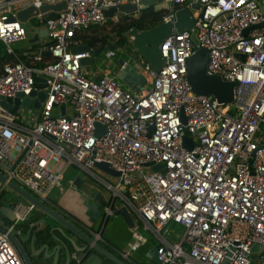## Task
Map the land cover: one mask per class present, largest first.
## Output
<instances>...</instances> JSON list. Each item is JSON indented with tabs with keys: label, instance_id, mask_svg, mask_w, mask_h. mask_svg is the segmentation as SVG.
Masks as SVG:
<instances>
[{
	"label": "built area",
	"instance_id": "obj_1",
	"mask_svg": "<svg viewBox=\"0 0 264 264\" xmlns=\"http://www.w3.org/2000/svg\"><path fill=\"white\" fill-rule=\"evenodd\" d=\"M63 1L66 8L52 15L40 12ZM142 1L0 0V43L10 57L0 61V171L46 204L71 168L84 172L108 191L107 215L120 201L154 235L163 264H264V0H162L155 7L162 21L188 8L195 22L164 39L158 70L135 53L150 84L146 93L108 74L89 75L82 61L90 51H71L86 43V31L132 14L108 18L105 10L140 8ZM30 7L26 21L39 18L48 41L16 50L31 38L18 17ZM202 47L209 50L207 73L236 82L229 107L192 90L188 60ZM37 77L44 88L36 87ZM34 90L47 93L36 113L26 114L24 106L13 113L14 103L2 104ZM35 208L21 203L17 221ZM171 224L184 229L182 236L169 237ZM105 225L91 231L102 241ZM13 228L0 230V264H25L10 238ZM130 254L131 248L122 252Z\"/></svg>",
	"mask_w": 264,
	"mask_h": 264
},
{
	"label": "water",
	"instance_id": "obj_2",
	"mask_svg": "<svg viewBox=\"0 0 264 264\" xmlns=\"http://www.w3.org/2000/svg\"><path fill=\"white\" fill-rule=\"evenodd\" d=\"M162 0H144L142 5L139 8L135 4H120L118 6H113L105 10V14L108 18H113L116 14L120 13H133L141 11L142 9L156 6L161 4ZM66 1L57 3V4H46L41 7L40 12H49L50 15L54 14L55 11L66 8ZM194 8H199V4H193ZM34 8L30 7L19 12L18 17L21 21H26L27 18L33 14ZM38 12V11H37ZM194 17L192 12L188 8H181L176 11V16L174 20L162 21L156 26H153L148 29L139 30L138 28H131L125 33L129 35L132 39L133 46L135 48L134 54L137 53L143 56L152 66V68L158 70L163 63V57L161 54V45L165 38L173 34L174 32H182L189 30L194 26ZM46 29L41 28L39 33H36L29 40L30 43L36 44L40 41L41 38L46 37ZM118 45L116 44H103L98 48L91 50V46L88 44H82L78 46H72V52H83L90 51V57L84 59L82 64L88 66L95 63L96 59L100 56L103 50L106 48L109 50H116ZM45 54H50V52H45ZM239 57L244 58L243 55L238 54ZM125 61L121 62L124 64ZM209 63V50L205 47L198 49V51L188 60V69H187V78L191 84L192 90L198 95H214L220 102L229 103L233 101V92L236 82L224 81L220 76L209 75L207 73V66ZM118 77L126 86V88H135L136 83L140 82L141 84L145 83L146 79L140 69L136 64L128 63L125 65ZM43 79L36 78V87L44 88L45 85L42 83ZM46 91L41 90L37 92L34 90L31 96L24 97L20 94L15 99L9 98L3 100L2 104L6 108H10L14 103V106L11 108L13 113H16L20 106H29L33 107L36 110H39L42 107V103L46 98ZM64 109V108H63ZM64 112V111H63ZM184 116V115H183ZM101 127L100 124H97ZM153 132V127L151 128ZM101 131L98 135L102 134ZM188 137V136H187ZM146 165H152L154 170L161 169L163 172L166 171L164 164H153L148 163ZM96 166L110 173L119 175V172L113 170L109 164L105 162H96ZM0 182L3 184V189L9 187L16 196L13 199L8 200L4 204L0 205V230H7L10 226L14 225L12 232L10 233V238L17 248L20 256L22 257L25 264H107L113 262L115 264H129L126 260L120 258L115 253H113L107 246L101 243V240L96 239L95 235L91 232H86L81 229L76 223L66 218L65 216L58 213L55 209L50 207L48 204L40 201L32 193H30L25 188L21 187L12 180H8L7 176L0 171ZM77 188L80 190V198L84 200L86 206V213L90 216L92 222L97 220H104L105 224L109 218V215L102 210V207L106 206L107 202L103 200V197L97 190H93L92 193L88 194L87 192L82 191V177L79 175L76 178ZM34 204L36 209L43 212L46 216L39 220H36L27 232V235H23L24 222L17 221L15 208L23 202ZM24 205V204H23ZM113 215L122 216L126 223L130 226L134 225V219L126 206L114 207ZM53 222H56L55 226H51V222L48 224L49 219ZM49 226V233L46 235V240H49V234L51 235L52 240L57 241V244L54 246V249L49 252V244H45V252L40 248L36 250V246L39 237L36 236V233H32V230L35 229L39 224L41 227H44L45 224ZM58 231L59 235L56 234ZM77 239L82 240V243H78ZM27 242L30 244V248L27 246ZM71 247H73L74 252L80 255V259L76 260L72 253ZM253 254L252 258H257V251L260 250V245L255 244L252 248ZM147 261L152 262L153 264H163L159 259L158 255V245L155 243L151 246L150 250L145 254Z\"/></svg>",
	"mask_w": 264,
	"mask_h": 264
},
{
	"label": "crops",
	"instance_id": "obj_3",
	"mask_svg": "<svg viewBox=\"0 0 264 264\" xmlns=\"http://www.w3.org/2000/svg\"><path fill=\"white\" fill-rule=\"evenodd\" d=\"M84 36V35H83ZM42 39V38H41ZM40 39V40H41ZM85 40V39H84ZM90 38L86 39V43H89ZM108 40V39H107ZM113 41L115 40H108L105 43L107 44H118V42L114 43ZM104 43H97L95 48H98L99 46L103 45ZM89 45V44H88ZM36 47V46H35ZM111 52H115V50H109ZM116 53V59L112 60L110 58L109 64L105 67H103L102 65H98L97 67H85L84 66V70L86 71V73H88L89 75L95 77V78H99L104 74H108L111 75L113 77H115L121 84L122 81L120 80V78L118 77L119 73L122 70V66H121V62L126 61L124 60L121 56H119ZM110 55V53H109ZM115 56L114 53H111V57ZM114 61V62H113ZM128 62V61H126ZM129 63V62H128ZM124 86V84H122ZM126 87V86H124ZM129 90H134V91H139L141 93H146L149 89H150V84L148 81H145V83L141 84L140 82L136 83L135 88H128ZM72 170H77L75 168H71L67 174H66V178L64 180L63 183V187L61 189H55L53 191V193L50 196V202L47 203L50 207H52L53 209H55L58 213H60L61 215L65 216L66 218L70 219L71 221H73L74 223H76L81 229L85 230L86 232L91 233L90 230H98L99 225L101 223L102 220H97L96 222H94V226L92 227V225L90 224V216L87 215L86 213V206L84 204V200H82L80 198V190L77 188V184L76 186H71L69 184V180L70 179H74L76 181L77 176H81L82 177V191L87 192L88 194L92 193L93 190H97L99 192V194L102 195V197H104L102 189H104L105 191H107L101 184L98 185L97 184H90V182L85 183L84 177L82 176V174L78 173L75 174L73 173L71 175V172H73ZM87 177V176H86ZM95 181V180H94ZM100 186H102L100 188ZM3 189V184L0 182V190L2 191ZM108 193V191H107ZM5 202L3 201V199L1 198V204H4ZM0 204V205H1ZM28 204V203H26ZM123 206L121 203H119V207ZM103 209V207H102ZM27 219L25 221H20V222H24V224L22 225L23 227V235L26 236L27 231L30 228V225H32L36 220H39L41 218H44L46 215L41 212L38 209H33L30 213L27 212ZM112 218V224L111 226L108 227V223L110 221V219ZM46 226V232L49 233V226L47 225V223L45 224ZM51 226H55L54 224L50 225ZM122 231H125L127 234H129V240H127L126 242H124V240L121 239L120 233ZM57 235H59L58 231L56 232ZM103 238L105 239V241L101 240V243H103V245L107 246L111 251L115 252L120 258L128 261V258H126L125 256L122 255V252L128 251L131 248V254H130V258L132 260H134V264H153L152 262H149L146 260L145 258V254L150 250L151 246L153 244H157V240L154 237L153 234H151L150 232L144 230L143 225L141 222H135L134 221V225L130 226L126 223L125 219L122 216H115V215H110L106 225H105V231L103 233ZM97 239V238H96ZM49 240H39L36 246V250L38 251L40 248L43 249V252H45V248H43V246H45V244H49L50 247L48 248L49 252H51L54 249V246L57 244V241L52 240L51 235L49 234ZM78 243H82V240L77 239ZM27 246L30 248V244L29 242L26 243ZM72 253L74 252L73 247H71ZM76 253V252H74ZM73 253V255H74ZM129 258V259H130ZM49 264H51V262H49ZM60 264H63L60 263ZM107 264H109L107 262ZM115 264V263H114Z\"/></svg>",
	"mask_w": 264,
	"mask_h": 264
},
{
	"label": "rangeland",
	"instance_id": "obj_4",
	"mask_svg": "<svg viewBox=\"0 0 264 264\" xmlns=\"http://www.w3.org/2000/svg\"><path fill=\"white\" fill-rule=\"evenodd\" d=\"M154 9L156 6H153ZM140 11H137V12H133L131 14V17L129 18H124L123 20H120L118 22L110 19L104 26H101V27H98V28H95V29H91L89 31H86L84 36L87 37V38H90L92 36H98L99 38H102L103 36H106L107 39L110 41V40H118L120 41L121 40V36L117 33V30L115 29L116 26H119V25H127L129 22H131V20L133 18H136L138 16H140ZM25 27L26 29L28 30V33L29 35L32 37L34 36L37 32H39V29L41 26V24H39V18H34L32 20H29V21H26L25 22ZM130 30V29H129ZM127 30V31H129ZM125 31V32H127ZM123 36L125 37V42L124 43H118V47L117 49L115 50V52H117V54L119 56H121L124 60L128 61L129 63L131 64H136V57H135V54H134V51H135V48L133 46V42H132V39L130 38L129 35H125V33L123 34ZM120 39V40H119ZM195 39H196V36H195ZM48 41V37H44L42 38L38 44H41V43H44ZM14 48L16 50H23V49H29V50H35V48L32 47V44L29 42V41H25V42H21V43H17L14 45ZM115 52H111L109 51V49H105L102 51V53L100 54V56L96 59L95 63L93 64H90L88 66H85V67H89V68H92V67H97L98 65H102L103 67L107 66L109 64V61H110V58L112 60H115L116 59V53ZM111 55V53H114L115 56L113 55L112 57L109 55ZM114 62V61H113ZM123 84V83H122ZM126 88V87H125ZM225 106L226 107H229V103H225ZM30 109L33 110L34 113L37 112V110L33 107H29V106H25V113L28 114V112L30 111ZM56 114H58V112H56ZM73 172H71V175L73 173L75 174H82V176L84 177V180H85V183H88L90 182V184L94 185V184H97L98 183L96 181H94V179L90 176L87 175L86 177V174L82 171H78V170H72ZM99 174H101L102 176L106 177V174L105 172H101V171H98ZM102 186H100L101 188ZM103 188V187H102ZM101 188V189H102ZM102 192H103V195L105 198L108 197V193L107 191H105L104 189H102ZM16 196V194L9 188V187H6L5 188V191H4V194H3V201L4 202H7L8 200H11L13 199V197ZM24 201V200H23ZM25 203H27L26 201H24ZM118 203H121L120 201H118ZM51 222V225L52 224H56V222H53L51 220V218L49 219V221L47 222L48 224ZM112 224V218L110 219L109 223H108V227L111 226ZM168 230H169V237L171 239H174L176 238V235H180L182 236V234L184 233V229L177 225V224H171L168 226ZM120 236H121V239L124 240V242H126L127 240H129V234H127L125 231H122L120 233Z\"/></svg>",
	"mask_w": 264,
	"mask_h": 264
},
{
	"label": "trees",
	"instance_id": "obj_5",
	"mask_svg": "<svg viewBox=\"0 0 264 264\" xmlns=\"http://www.w3.org/2000/svg\"><path fill=\"white\" fill-rule=\"evenodd\" d=\"M140 16L133 18L131 22H129L127 25H119L116 26L115 29L117 30V33L122 37L118 43H124L125 37L123 36L125 31L131 29V28H138L139 30L148 29L153 26H156L160 22H162V14L159 11H156L153 6L142 9L140 11ZM83 38L87 39V37L83 36ZM107 40L106 36H103L102 38H99L98 36H92L89 40V45L96 46L97 43H105ZM35 48V46H33ZM3 59H10L8 55L4 54V48L3 45L0 43V61ZM5 189H2L0 193V204H1V198L3 197Z\"/></svg>",
	"mask_w": 264,
	"mask_h": 264
},
{
	"label": "flooded vegetation",
	"instance_id": "obj_6",
	"mask_svg": "<svg viewBox=\"0 0 264 264\" xmlns=\"http://www.w3.org/2000/svg\"><path fill=\"white\" fill-rule=\"evenodd\" d=\"M104 44H106V46H108L109 44H107V43H104ZM103 200L104 201H106L107 202V198H105V197H103ZM21 202H23V204H26L24 201H21ZM116 207H119V204L117 203V206ZM103 211H105V206L103 207V209H102ZM103 221V220H102ZM101 221V222H102ZM90 224L92 225V227L94 226V222H92V221H90ZM101 224V223H100ZM90 231H94L93 229L92 230H90ZM28 232V231H27ZM36 233V236L37 237H39V239L40 240H42V241H44V240H46V235H47V233H46V226H44V227H41V225L39 224L35 229H33L32 230V233ZM26 235H27V233H26ZM113 252V251H112ZM113 253H115V252H113ZM116 254V253H115ZM117 255V254H116ZM118 256V255H117ZM134 260H132L131 258L129 259L128 258V263L129 264H134V262H133ZM107 262L109 263V264H114L113 262H109L108 260H107Z\"/></svg>",
	"mask_w": 264,
	"mask_h": 264
}]
</instances>
